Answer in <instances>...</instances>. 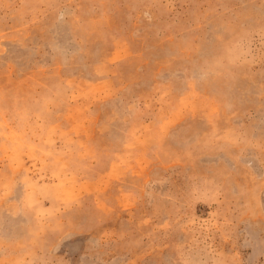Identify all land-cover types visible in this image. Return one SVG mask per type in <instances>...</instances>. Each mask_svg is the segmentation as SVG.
<instances>
[{
	"label": "rangeland",
	"instance_id": "1",
	"mask_svg": "<svg viewBox=\"0 0 264 264\" xmlns=\"http://www.w3.org/2000/svg\"><path fill=\"white\" fill-rule=\"evenodd\" d=\"M0 264H264V0H0Z\"/></svg>",
	"mask_w": 264,
	"mask_h": 264
}]
</instances>
